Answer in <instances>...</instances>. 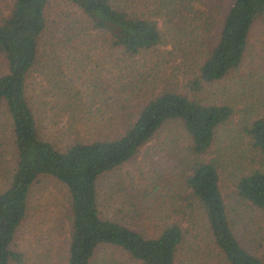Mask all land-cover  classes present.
<instances>
[{
  "label": "trees",
  "instance_id": "1",
  "mask_svg": "<svg viewBox=\"0 0 264 264\" xmlns=\"http://www.w3.org/2000/svg\"><path fill=\"white\" fill-rule=\"evenodd\" d=\"M162 23L168 35L161 33ZM258 23L264 25V0H0V177L5 183L0 187V264L21 262L11 244L26 216L29 189L40 175L65 189V264H89L104 245L139 264H180L184 249L187 263L195 264V244L181 248L196 224L222 264H264V112L245 114L233 129L244 148H235L226 160L228 167L236 159L227 203L219 185L222 161L211 150L234 108L223 99L206 103L170 87L126 107L117 89L127 86L119 76H136L145 85L143 76H158V63L167 64L174 54L179 57L174 69L189 76L194 92L233 76ZM160 43L172 45L156 50ZM104 49L117 52L120 60L148 53L152 58L142 59L132 72L133 66H120L117 58L110 65L98 63L101 56L91 58V50ZM34 72L45 86L42 81L43 98L32 102L26 78ZM106 74L112 76L108 87L79 77ZM248 76L263 87L256 105L264 111V65ZM147 90L150 86L135 96ZM98 94L104 107L91 109ZM53 124L61 133H55L56 144L46 131ZM152 140L163 144L173 163L148 180L139 179L143 170L136 157ZM153 160L151 155L150 164ZM154 178L168 181L170 190L157 195L163 208L151 217L149 207L138 201ZM245 213L256 217L243 220Z\"/></svg>",
  "mask_w": 264,
  "mask_h": 264
},
{
  "label": "rangeland",
  "instance_id": "2",
  "mask_svg": "<svg viewBox=\"0 0 264 264\" xmlns=\"http://www.w3.org/2000/svg\"><path fill=\"white\" fill-rule=\"evenodd\" d=\"M216 15L217 14L215 13V16ZM160 30L162 34L168 35L165 23L160 25ZM197 30L198 29H196L195 32ZM248 41L249 43L246 50V55L242 60L240 68L235 72L236 75L234 74L233 76H228L226 79L218 83H212V85L202 86V89L198 92H194L189 88L187 84V78H189V76H180L181 70L174 69L173 62H177L179 58L176 54L170 58V61L167 64L158 63L159 67L156 68L158 76H143L144 78H148L145 85H142L139 83V81L137 82V80L134 79L136 76H119V78L116 76L118 79H120V83H126L127 85L124 88H117L120 97H125L124 105L126 107L142 102L144 98H147L149 92L155 93L162 87H170L187 95L197 94L199 97H202V100H204L206 103H217L218 100L223 99L234 108L235 113L231 116L230 120L221 126L216 132V139L212 144L211 150L213 154H215L219 160L222 161L223 171L220 172L219 185L222 196L227 203L229 202L227 194L232 191L233 176L235 174V172H232L235 170H233L231 164H233L236 159H231L229 161L228 167L226 166V160L230 158L229 155H232L229 152H233L235 148H240L244 142V139H242L240 135L236 136L234 134L233 129L239 126V124L244 120V118L241 117L245 114H249L251 117H256L260 116L259 112L261 114L264 112L263 109H259L256 105V96H259V92H263V87L258 89L256 79L254 80L255 76H248L249 70H256L259 68V66L264 65L262 62V56H264L263 24L258 23V25L252 28ZM171 45V43L166 45L160 43L156 47V50L162 48L170 49ZM91 52L93 54L91 57L93 60L97 61V58L101 56L100 59L98 58V63L100 62L102 65H110V62L116 60L117 58L119 60L120 66H126L127 64L133 66L135 71L132 72L139 70L138 65L141 63L142 59H146V61H148L152 58L151 53H148L145 54L143 58L138 57L120 60L117 52H114L113 54L110 53L109 50L105 49L104 51L91 50ZM125 72H129V70H125ZM79 77L81 79L80 81H85V84L89 85L90 83H94L95 85V80L98 79L102 84H106L107 87L111 85L110 81L112 79V76L107 74L105 76ZM155 77H157L156 81ZM26 81L28 84L27 92L30 100L33 102L35 99L39 98V96L40 98H43L40 88L41 82L43 81L42 84L44 90V79L34 72L32 76H28L26 78ZM147 86H150V90H147L145 95H140L139 97L135 96ZM85 91L86 90L84 89V92ZM109 91L110 90L107 91V94H109ZM101 98L102 95L98 94L95 98L96 100H93V103L89 104L91 109H93L94 106H97L98 108L104 107V105L101 103L102 101H100ZM45 99L48 100L47 106L53 102V99L50 95L45 97ZM51 111L52 110L49 109L50 114ZM47 128L48 129H46V131H48L50 135L49 140L56 144L57 140L54 139L55 133L58 136L61 134L59 129H57L58 125L53 124ZM234 142H236V144ZM156 143L157 142L155 140L150 141L147 145L140 149V152L136 157L135 165L142 167L141 169L143 170V173L139 172V179L143 177L148 180L153 174L152 172L156 173V171H164L163 169L166 164L170 166L173 163L170 158V152H168L166 155L163 144L160 142L161 144L158 143L156 146ZM180 147L177 149H180ZM155 149H157V152ZM151 155L153 158H157V160H153L152 164H150L149 161ZM159 156L163 158L159 159ZM128 168L129 166H125L124 168L122 167L120 168V171L122 172ZM131 169L133 170V167H131ZM175 170L176 169H173L172 172ZM159 180V178L152 179L150 182H152L153 185L145 187L147 190L143 192L145 193V196L143 195V197L138 201L139 204L149 207L150 213L153 214L151 217H156L159 210H162L163 208L160 206L162 201L161 197L158 196H164L166 195V191L170 190L168 181L164 182L163 179H161V181ZM4 184V178L2 179L0 177V187H2ZM143 186H146V184H143ZM152 187L155 188L153 189ZM27 205L28 208L26 211V216L18 225L11 244V247L21 254V262L19 264H65L69 232V212L64 187L50 176L40 175L35 179L29 189ZM247 216L256 217L253 214L245 213L242 216V219L246 220ZM198 223H201V221ZM196 225L197 227L195 226L194 228H191L190 233L184 239V241L186 240V243L182 245L181 249L187 247L186 245L192 242L196 246L195 254L197 260L195 264H222L221 258L216 253L217 251L210 244V240L207 237L206 232L204 229H200L198 224ZM181 251L182 255L180 264H188L187 259L184 258L188 251L184 252V249ZM89 264L139 263L130 260L124 253L110 246L104 245L94 252Z\"/></svg>",
  "mask_w": 264,
  "mask_h": 264
}]
</instances>
